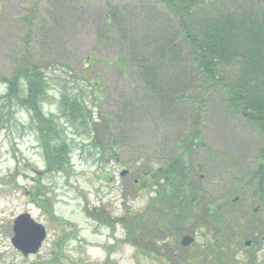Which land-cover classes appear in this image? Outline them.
Returning a JSON list of instances; mask_svg holds the SVG:
<instances>
[{"label": "rangeland", "instance_id": "1", "mask_svg": "<svg viewBox=\"0 0 264 264\" xmlns=\"http://www.w3.org/2000/svg\"><path fill=\"white\" fill-rule=\"evenodd\" d=\"M201 7L199 28L207 19L255 13L264 21V0H208ZM175 19L156 0H0V264H216L207 246L220 226L205 210L220 206L238 230L225 244V264H264V207L253 176L263 138L227 106L226 88L204 84ZM31 64L49 80L41 108L68 144L64 172L44 174L33 112L3 107L2 78ZM249 69L226 64L221 77L247 99L262 101L264 75ZM60 86L82 98L90 118L60 113ZM198 115L207 149L197 146L183 160L191 186L204 197L188 221H174L167 199L149 202L163 185L157 170L184 150ZM37 184L54 219L29 197ZM99 212L112 222L97 219ZM22 214L46 231L39 251L26 257L11 244L13 221ZM139 216L143 220H135ZM124 217L135 225L134 240L120 222ZM185 236L193 242L184 248ZM251 237L260 241L246 248Z\"/></svg>", "mask_w": 264, "mask_h": 264}, {"label": "trees", "instance_id": "2", "mask_svg": "<svg viewBox=\"0 0 264 264\" xmlns=\"http://www.w3.org/2000/svg\"><path fill=\"white\" fill-rule=\"evenodd\" d=\"M156 1L162 3L166 10L175 13L177 28L181 33V41L187 45V55L194 69L203 77L204 84L209 83L211 86L226 88L227 106L231 108L234 115L240 113L241 116L245 117L250 127L264 141V99L256 101L248 98V100L245 95L230 88L224 77H221L222 68L226 64H248L250 66L249 71L257 75H264V21L262 17L255 13L246 18H231L232 21L226 18L220 23L219 19H207L200 24L199 28L196 18L202 9L201 5H207L208 0ZM108 20V30L111 31L113 28L112 16L108 17ZM169 52H173V49H170ZM119 65H123L122 58L119 60ZM2 82L7 84L6 95L3 96L6 104L3 107L20 106L32 111L36 118V130L40 134V148L46 165L44 174L67 170L70 167L71 158L68 144L65 139L58 137L59 130L53 116H47L42 112L43 102L49 96V80L42 72L41 67L35 64L19 67L15 71L14 77L10 79L2 78ZM57 90L60 94V113L64 117L73 120L77 116H74V111H77L83 117L90 118L91 112L86 110L85 107L87 106L78 94H71L64 86H60ZM21 92L24 95L20 96ZM198 117L199 115L194 119V124L192 123L191 133L186 136L184 150L173 162L157 170L156 175L159 178L155 175V177L161 179L163 185L156 184V186L159 185V189L156 190L157 196L149 202V205L167 199L170 203L169 214L174 221L181 219V221H188L193 216V210L198 204L196 199L204 195L202 191H196L191 186L188 161L183 160L184 157L188 158L197 146L207 149L201 138V130L198 129ZM253 176L259 180L255 195H259V202L264 207V146L261 149L258 169ZM42 191V185L37 184L30 191L29 197L40 210L54 219L53 210L47 208L48 198L45 197L44 193H41ZM40 193L41 195H39ZM41 196L43 197L42 200L39 199ZM222 208L220 206L215 210H210V208L205 210L207 217L213 215V221L216 225L221 228L224 225L223 230L216 227L213 233V242L207 246L213 252L216 264H225L229 259L225 244L230 240L232 241L233 234L236 231L238 232L236 227L227 222L228 217L220 213ZM100 214L101 212L96 215L97 219L101 218ZM253 215L254 213H251V216ZM137 219L143 220V217H136L135 220ZM102 220L106 223L112 222L109 219ZM120 222L127 231V238L134 240L135 225L128 221L126 217L121 219ZM236 225L242 227V229L246 227L241 221H237ZM198 230L200 236H205L204 233L207 231L205 226L200 225ZM245 230L247 231V229ZM242 234L244 233L242 232ZM251 238L252 245L260 241L258 237Z\"/></svg>", "mask_w": 264, "mask_h": 264}, {"label": "water", "instance_id": "3", "mask_svg": "<svg viewBox=\"0 0 264 264\" xmlns=\"http://www.w3.org/2000/svg\"><path fill=\"white\" fill-rule=\"evenodd\" d=\"M125 173H122L123 175ZM13 237L11 244L14 249L22 253L23 256L36 254L46 238V231L43 226L35 222L28 214L19 215L12 226ZM193 242L190 237H183L180 241L182 247H187ZM246 247L250 246V241H246Z\"/></svg>", "mask_w": 264, "mask_h": 264}]
</instances>
